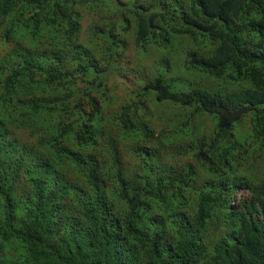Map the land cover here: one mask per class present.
Returning a JSON list of instances; mask_svg holds the SVG:
<instances>
[{
	"label": "clouds",
	"instance_id": "9594fccd",
	"mask_svg": "<svg viewBox=\"0 0 264 264\" xmlns=\"http://www.w3.org/2000/svg\"><path fill=\"white\" fill-rule=\"evenodd\" d=\"M229 15L0 0V264H264V0Z\"/></svg>",
	"mask_w": 264,
	"mask_h": 264
},
{
	"label": "trees",
	"instance_id": "16d2710c",
	"mask_svg": "<svg viewBox=\"0 0 264 264\" xmlns=\"http://www.w3.org/2000/svg\"><path fill=\"white\" fill-rule=\"evenodd\" d=\"M195 4L196 8L199 9L200 12L205 15L208 19H219L222 23L225 24L231 22V16L229 15V13L231 11L233 0H195ZM254 28L262 29L264 28V25L256 23L254 24ZM115 230L120 233L123 232V229L119 227L118 221ZM256 242L259 243V240H257ZM85 259L86 256H81V260Z\"/></svg>",
	"mask_w": 264,
	"mask_h": 264
}]
</instances>
